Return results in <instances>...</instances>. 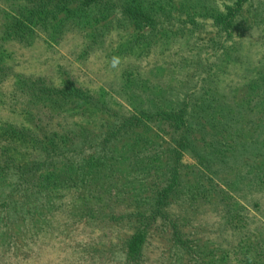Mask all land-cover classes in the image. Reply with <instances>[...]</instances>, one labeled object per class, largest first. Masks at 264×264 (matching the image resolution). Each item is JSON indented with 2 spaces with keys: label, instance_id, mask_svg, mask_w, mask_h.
Returning <instances> with one entry per match:
<instances>
[{
  "label": "rangeland",
  "instance_id": "obj_1",
  "mask_svg": "<svg viewBox=\"0 0 264 264\" xmlns=\"http://www.w3.org/2000/svg\"><path fill=\"white\" fill-rule=\"evenodd\" d=\"M118 1L142 7L157 23L137 29L100 7L77 14L64 9L18 33L12 29L16 0H0V133L29 129L41 141L56 132L66 146L83 147L68 164L59 159L35 175L40 185L33 203L15 194L10 220L2 213L7 190L0 171V264L121 263L125 242L140 227L131 213L153 195L144 182L148 157L138 154L149 150L159 170L173 133L137 129L111 145L107 161L92 140L108 131L109 109L129 114L145 103L174 111L187 101L201 130L192 137L199 147L244 140L264 150V0ZM228 8L233 22L223 30L219 18ZM29 76L56 88L74 84L91 104L23 90ZM19 138L11 144L0 137V160L12 155L24 165L37 157V141ZM181 162L182 186L170 213L187 246H176L173 229L150 228L145 264H258L239 252L264 243V155L249 160V172L239 179L228 173L217 183L202 176L188 154ZM135 163L143 166L134 169ZM97 204L99 217L92 218L89 209ZM230 209L238 212L231 225Z\"/></svg>",
  "mask_w": 264,
  "mask_h": 264
},
{
  "label": "trees",
  "instance_id": "obj_2",
  "mask_svg": "<svg viewBox=\"0 0 264 264\" xmlns=\"http://www.w3.org/2000/svg\"><path fill=\"white\" fill-rule=\"evenodd\" d=\"M16 0L17 14L15 22L12 24V29L18 33L32 30V25H35L37 20H43L46 16H51L52 19H56V15L64 9L70 10L68 13L77 14L80 11L86 12L93 7H100L105 11L115 12L118 16V20H126L135 24L137 29L146 27H153L157 23V19L151 16V13L143 9L140 6L128 4L127 2H121L118 0ZM73 11V12H72ZM55 15V16H54ZM234 12L232 8H228L226 14L219 18L220 24L224 29H230L233 22ZM155 27V26H154ZM23 84L26 86L23 88L38 94H45L49 97H61L68 96L79 97V100L84 99L85 103H90L86 94L82 96V90L75 87L74 84H70L64 88H56L52 84L45 82L44 78H34L29 76L26 80L23 79ZM22 89V88H21ZM82 96V97H81ZM190 102L185 101L184 104L174 111L161 110L156 106H146L145 103L135 104L132 113L125 114L116 110H110L108 115L113 118L111 124L107 128V132L101 136H96L92 140V144L99 145L100 152L104 153L102 158H106L107 161L111 159L112 149L111 145L124 137L133 135L137 129H147L155 127L156 130H167V134H172V144H168L163 156H165V162L161 165L160 169L156 168L153 163V155L146 149L140 152L138 156L140 158L148 157L144 159L146 165L149 166V174L146 175L144 182L153 186V195L149 199L145 208L140 211L131 213L137 217V222L140 227L127 239L124 245V256L120 264H145L144 249L147 243V236L150 228H162L173 229V238L176 246L185 248L187 246V240H182V233L179 230L177 219L170 213L174 196L178 194L179 188L182 186L181 168H182V156L188 154L195 160L196 168L202 176H208L210 181L217 183L222 181L221 176H226L228 173L233 174V179H239L242 174L249 172V160L255 159L257 154H263L264 150L260 148L251 149L244 140L238 144L236 140L226 142L221 141L218 146L213 144L209 148H201L196 144V140L192 138L194 135L199 134L197 128L192 121L195 117L189 111ZM107 107V108H106ZM100 106V109L105 111L108 106ZM108 111V110H107ZM264 118V111L262 114ZM230 120L228 118L226 126L229 127ZM163 125H167L168 128H163ZM201 125V124H200ZM17 129V127H16ZM23 132H17L13 129H5L1 131L0 137L3 140H9L11 144L15 143L18 137L19 140L37 141V138L33 132L29 129H20ZM230 130V129H229ZM67 137V134H64ZM204 141H212L213 137L205 135ZM254 137V136H253ZM70 143V137H67ZM66 140L56 137V132H51L49 135L41 140L35 142L38 149L34 160L29 161L26 164L19 165L18 161L13 159L12 155H8L5 161L0 160V171L5 173L6 179L3 183H6V192L4 193V212H2L8 220L14 216V207L11 205L12 197L15 194H19L23 200V204L33 203L37 197L36 193L39 192V181L35 177L40 171L52 166L54 163H58L60 160H66L68 164L69 159H75V156H81L82 148L76 145V148L66 146ZM16 144V143H15ZM18 144V143H17ZM72 144V142L70 143ZM245 144V145H243ZM96 147V146H95ZM72 149V150H68ZM68 150V151H66ZM77 151L79 152L77 154ZM252 152L251 156H247V152ZM34 153V152H33ZM69 153V155H68ZM143 154V157H142ZM5 163V164H4ZM104 163V162H103ZM247 163V164H246ZM142 163H135L132 168H137ZM155 171V172H154ZM261 176H264V166L260 169ZM154 172V174H153ZM248 175V174H247ZM257 177H260L258 174ZM215 185V184H214ZM217 185V184H216ZM117 190L119 188L117 187ZM5 191V190H4ZM222 193L225 191L221 190ZM103 197L98 200H102ZM223 196L220 197V199ZM231 199L228 198V204L226 208L231 206ZM101 209V204L92 206L89 209V213L92 218L95 216V210ZM33 210V209H32ZM100 215H104L101 213ZM124 218V214H119ZM238 212L234 209H230L228 224H234L237 220ZM12 222V220H11ZM244 253V254H243ZM241 259L253 260L258 264H264V243L251 242L250 248L247 252H239Z\"/></svg>",
  "mask_w": 264,
  "mask_h": 264
},
{
  "label": "clouds",
  "instance_id": "obj_3",
  "mask_svg": "<svg viewBox=\"0 0 264 264\" xmlns=\"http://www.w3.org/2000/svg\"><path fill=\"white\" fill-rule=\"evenodd\" d=\"M114 64H115V61H114Z\"/></svg>",
  "mask_w": 264,
  "mask_h": 264
}]
</instances>
